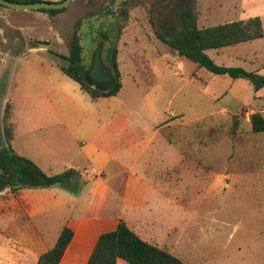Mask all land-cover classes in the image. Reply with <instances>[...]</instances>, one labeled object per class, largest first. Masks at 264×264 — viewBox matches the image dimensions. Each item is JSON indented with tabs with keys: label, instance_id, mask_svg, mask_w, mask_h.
Segmentation results:
<instances>
[{
	"label": "rangeland",
	"instance_id": "rangeland-1",
	"mask_svg": "<svg viewBox=\"0 0 264 264\" xmlns=\"http://www.w3.org/2000/svg\"><path fill=\"white\" fill-rule=\"evenodd\" d=\"M261 14L264 0H74L54 17L42 10L22 12L0 5V55L8 47L19 54L12 55L18 60L11 61L10 68L15 67L9 81L0 77V151L7 146L4 128L12 125L11 119L5 123L7 102L2 101L11 85L10 94L20 88L11 98L18 128L10 145L16 154L44 171L46 162L58 152L53 144L56 135L70 131L71 142L64 146L67 157L52 166L54 175L65 173L71 168L68 164L91 169L83 156L73 159L80 150L72 149L73 142H83L87 134L83 119L72 114V105L82 106L86 114L101 112L105 117L118 110L136 127L132 124V134L124 132L119 122L106 134L107 151L115 154L105 166L111 185L128 179L131 160L139 156L134 174L146 178L148 185L163 184L165 195L152 186L133 191L148 194L150 205L168 208L159 215L164 221L186 228L183 236L178 231L177 238L180 250L186 252L185 263L264 264V133H254L250 122L253 114L264 115V87L260 98L251 79L215 76L159 38V34L171 39L187 28L213 27ZM74 40L81 45L88 68L100 42H104L102 56L107 64L109 50L116 46L122 74L118 99L104 104L72 95L73 81L54 66L70 65L69 55H64L70 54ZM206 54L218 65L240 67L264 77V38ZM54 85L58 91L66 88L68 94L58 98L55 89L50 93ZM119 132L121 148L112 140ZM136 139L134 149L130 141ZM90 147L85 145L88 151ZM122 157L130 158L125 159L127 169L118 164ZM105 160L100 155L94 161ZM3 174L8 175L7 170ZM157 175L168 177L169 182L161 183ZM12 186L2 191L21 204V189L13 192ZM36 189L39 201L43 191L54 193ZM5 200L0 199V264H34L38 258L34 248L18 240L19 223L27 225V215L17 208L13 213L2 211ZM63 216L67 215L51 210L38 213L35 221L51 234Z\"/></svg>",
	"mask_w": 264,
	"mask_h": 264
},
{
	"label": "crops",
	"instance_id": "crops-1",
	"mask_svg": "<svg viewBox=\"0 0 264 264\" xmlns=\"http://www.w3.org/2000/svg\"><path fill=\"white\" fill-rule=\"evenodd\" d=\"M242 12L246 15L245 8L242 9ZM252 17L256 16H247L245 20H248ZM260 17L263 20L262 22L264 26V14H261ZM9 48L10 47L7 48V51L2 53L3 56L0 55L2 57L0 63V77L4 81H9V75L13 74L15 66L10 68L11 61L15 62L16 60H18V57H12V55H19L13 48ZM42 49L45 48H37V50ZM68 52L64 56H68ZM62 67L64 66L58 64L54 66V68L62 72L61 74L67 76L63 72ZM11 69L12 71L9 73V70ZM67 78L69 77L67 76ZM62 80L66 85L68 84L65 79ZM71 81H73V96H75L76 94H80L81 97L86 96L94 103H100L102 101L104 102V104H109L112 101L118 99V96L121 93L120 92L118 96H113L110 98H99L98 100H92L91 97L81 89L80 84L72 79ZM16 89L17 91H20V88H15L14 94L17 92ZM54 89L55 95L58 98H61L63 94H68L66 88L60 89L58 91L56 85H54V88L50 89L49 92L52 93ZM11 90L12 85L10 91ZM10 91H6L2 101H6L7 103H10L12 105L11 123L15 126L16 137V129L18 128L14 122L16 105L11 100L14 94H10ZM262 92L263 89L259 90L257 92V95L260 97L262 95ZM261 97L264 98L263 96ZM78 104L80 105V102ZM87 106L92 107L88 103ZM81 107L82 106L78 107L72 105L71 112L72 114L78 113L77 116L83 119V128L87 136L85 139H83V142H80L81 140L75 139L74 143L71 139L73 142L72 149H75V147L76 149L77 147L80 148L79 152L76 153V157H74L73 159L76 160V158L80 155L83 156V158L88 159V161L90 162L91 169L88 170L87 168H74L81 171L82 180L86 182V184H83V181H81V184L83 185L80 192L74 194L70 191L58 187L41 188V190H54V193H51V191H43L41 196L42 198L39 201L37 200V194L35 193V190L37 189L24 188L18 191V198L22 201L21 204H19V201L14 195H10L12 196L10 199L6 198L7 196L5 197L4 195L7 194L6 191L0 192V199H7L5 200L6 203H3L4 205H2L1 207L2 211L6 210V212L13 213L16 211L15 208H17L20 212L25 213L24 216L27 215V225L24 224V222L22 223L21 221L19 223L22 230V233H20V235L18 236L19 243L21 245L34 248L33 250L37 253L39 258L42 254H44L55 245L63 227L68 226L73 230L74 236L60 264H88L89 258L93 253L99 237L104 233L115 231L120 221H124L128 225V227L135 233H137L144 241L156 245L162 249L168 250L170 253L180 258L182 261H185L183 257L184 255H186V252L180 250L177 238L179 235L178 231L181 232L180 236H183L185 234L184 232L186 228L183 226L184 229L181 230L179 224L172 223L171 225L173 226V228L170 229V222L164 221L163 218L159 216L169 209L164 208L162 205H150V201L147 198L148 194H145L144 192L142 193V191L140 192V190L133 191L134 189H141L145 186H152L155 189L159 188V192H161V194L164 192V190H162L163 184L148 185L145 181L146 178L139 176V174L137 173L134 174V166H136L135 163L138 162L139 156L134 157V159H132L133 157H131V162L133 165V168H131L132 173H130L128 179L121 185L113 187L105 172L106 163L108 161H113V159L115 158L114 151H107L109 143L106 134L109 133V129L112 130L113 127L116 126L119 122L123 123L122 128L124 132L128 131L132 134L130 128H133V122L130 119L129 121H127V118L122 114V112L118 110L105 117L101 112H99L98 114H94V112L92 113L90 111L89 113L92 114H86V112ZM81 110L84 111V115H81ZM86 122L88 124L87 126ZM133 125L135 128L136 124L134 123ZM56 133H58V131ZM69 134L70 131L68 129H65V132H61L56 135V142L53 144L57 146L58 152L52 156L51 160L46 162V169L43 168L44 172H46L48 175H54L52 166L57 165V161H63L64 159H66L67 155L65 153L64 146L67 147L71 142ZM112 140L117 143L116 145L118 147H120V143H122L123 141L122 134L120 132L116 133ZM88 143L91 146L90 151L85 148V145H87ZM130 144L132 147H134V149H136V146L138 145L137 139L131 140ZM100 155L106 158V162L96 164L94 160ZM125 159L127 158H120L118 164L124 169H127ZM68 165L69 166L67 167L71 168L73 166L72 164ZM156 177L161 179V183H163V181L169 182L168 177H164L162 175H157L155 176V178ZM152 193L156 192L152 191ZM162 195L165 194L163 193ZM2 196L4 197L2 198ZM51 210H57V213L63 215L66 214L67 216H63L58 219L54 223L55 225L52 227V233L48 234L49 232L46 231L45 226H41V224L35 221V216L38 213H50ZM42 248L43 250H41ZM38 258H36L34 264L37 263ZM117 264L129 263L122 259H119Z\"/></svg>",
	"mask_w": 264,
	"mask_h": 264
},
{
	"label": "trees",
	"instance_id": "trees-1",
	"mask_svg": "<svg viewBox=\"0 0 264 264\" xmlns=\"http://www.w3.org/2000/svg\"><path fill=\"white\" fill-rule=\"evenodd\" d=\"M11 1L30 3L39 0ZM65 9L42 11L54 17ZM104 38L107 37L104 36ZM159 38L177 51L181 57L197 64L199 68L205 69L215 76H229L232 79L249 78L254 83L256 92L264 87V77H259L255 72H249L240 67L218 65L206 54L208 50H219L264 38V26L260 17L256 16L248 20L222 23L207 28H187L171 39L161 34H159ZM82 54L81 45L78 40H74L71 44L70 54L67 57L70 65L62 67L63 72L80 84L81 89L92 100L118 96L122 89V74L119 68L116 46L109 50V64L113 71V81L104 89H95L87 83ZM10 110H12V105L7 103L5 123L6 119L12 117ZM250 122L254 133H264L263 114H253ZM9 128L7 125L4 128L7 146L3 151H0V191L8 185H13V192L24 188L36 189L55 186H60V188L74 194L80 192L82 185L86 184L82 180L81 171L70 168L63 174L48 175L32 160L14 152L10 144L15 137V126L12 124ZM4 169L7 170L8 175L3 174ZM81 181H83V184H81ZM73 236V230L68 226H64L55 245L42 254L36 264H60ZM119 259L129 264H187L168 250L144 241L124 221H120L115 231L104 233L99 237L88 264H117Z\"/></svg>",
	"mask_w": 264,
	"mask_h": 264
},
{
	"label": "water",
	"instance_id": "water-1",
	"mask_svg": "<svg viewBox=\"0 0 264 264\" xmlns=\"http://www.w3.org/2000/svg\"><path fill=\"white\" fill-rule=\"evenodd\" d=\"M74 0H62L57 3H51L46 1H37L30 3H22L11 0H0V5L9 9L18 11H36V10H62L69 7ZM103 46L104 42H100L96 52L93 56V64L90 68H85V75L89 80H92L95 84H110L113 81L112 69L107 67L103 61ZM91 86L98 89L96 85Z\"/></svg>",
	"mask_w": 264,
	"mask_h": 264
},
{
	"label": "flooded vegetation",
	"instance_id": "flooded-vegetation-1",
	"mask_svg": "<svg viewBox=\"0 0 264 264\" xmlns=\"http://www.w3.org/2000/svg\"><path fill=\"white\" fill-rule=\"evenodd\" d=\"M105 65H106L107 67L111 68L109 64L105 63ZM85 68H86V67H85ZM84 72H85V71H84ZM112 73H113V71H112ZM84 74H85V73H84ZM85 78H86V81H87V83H88L89 85H91V84L94 85V84H95L92 80H89L88 76L85 75ZM95 85L97 86L98 89H104L108 84H106V85H103V84H95Z\"/></svg>",
	"mask_w": 264,
	"mask_h": 264
}]
</instances>
